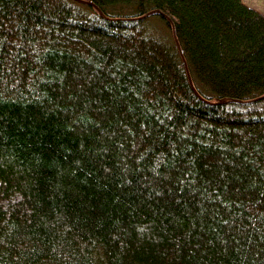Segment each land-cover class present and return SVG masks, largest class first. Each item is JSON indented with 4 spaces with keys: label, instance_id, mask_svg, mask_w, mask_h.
I'll return each instance as SVG.
<instances>
[{
    "label": "trees",
    "instance_id": "obj_1",
    "mask_svg": "<svg viewBox=\"0 0 264 264\" xmlns=\"http://www.w3.org/2000/svg\"><path fill=\"white\" fill-rule=\"evenodd\" d=\"M262 95L244 0H0V264H264Z\"/></svg>",
    "mask_w": 264,
    "mask_h": 264
},
{
    "label": "rangeland",
    "instance_id": "obj_2",
    "mask_svg": "<svg viewBox=\"0 0 264 264\" xmlns=\"http://www.w3.org/2000/svg\"><path fill=\"white\" fill-rule=\"evenodd\" d=\"M246 2H250V4L254 5L257 9L264 12V0H245Z\"/></svg>",
    "mask_w": 264,
    "mask_h": 264
},
{
    "label": "water",
    "instance_id": "obj_3",
    "mask_svg": "<svg viewBox=\"0 0 264 264\" xmlns=\"http://www.w3.org/2000/svg\"><path fill=\"white\" fill-rule=\"evenodd\" d=\"M152 11H150V12H148V13H146V14H144L143 16H147L149 13H151ZM142 16V17H143ZM261 97H264V95H262V96H260V97H258V98H261ZM258 98H255V99H258Z\"/></svg>",
    "mask_w": 264,
    "mask_h": 264
},
{
    "label": "crops",
    "instance_id": "obj_4",
    "mask_svg": "<svg viewBox=\"0 0 264 264\" xmlns=\"http://www.w3.org/2000/svg\"><path fill=\"white\" fill-rule=\"evenodd\" d=\"M244 2H246L245 0H244ZM247 4H249V5H251L252 7H254V8H256L254 5H252V4H250V2L248 3V2H246ZM257 9V8H256ZM259 10V9H258Z\"/></svg>",
    "mask_w": 264,
    "mask_h": 264
}]
</instances>
